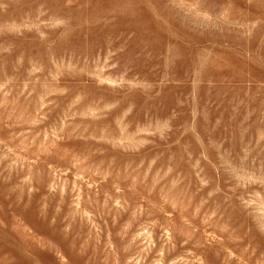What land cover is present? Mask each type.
Here are the masks:
<instances>
[{"label": "rangeland", "instance_id": "rangeland-1", "mask_svg": "<svg viewBox=\"0 0 264 264\" xmlns=\"http://www.w3.org/2000/svg\"><path fill=\"white\" fill-rule=\"evenodd\" d=\"M0 264H264V0H0Z\"/></svg>", "mask_w": 264, "mask_h": 264}]
</instances>
